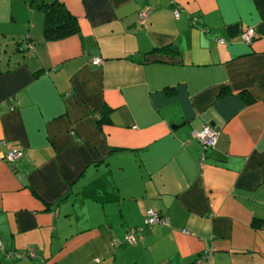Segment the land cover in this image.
I'll return each mask as SVG.
<instances>
[{
  "label": "crops",
  "instance_id": "crops-1",
  "mask_svg": "<svg viewBox=\"0 0 264 264\" xmlns=\"http://www.w3.org/2000/svg\"><path fill=\"white\" fill-rule=\"evenodd\" d=\"M60 1L0 0V264H264V0Z\"/></svg>",
  "mask_w": 264,
  "mask_h": 264
},
{
  "label": "built area",
  "instance_id": "built-area-1",
  "mask_svg": "<svg viewBox=\"0 0 264 264\" xmlns=\"http://www.w3.org/2000/svg\"><path fill=\"white\" fill-rule=\"evenodd\" d=\"M179 15L178 8L174 9V16L177 17ZM146 17V10H143L140 13V22H143ZM254 35V29L253 27L249 26L246 27L242 33L241 37L245 39L246 41H251L252 37ZM220 41H223V38H219ZM28 47L32 48V43L28 42ZM102 59L100 57H94L92 59L93 63H100ZM193 134L198 138V140L202 143L203 147L207 146H213L217 140L218 136V130L211 126L208 123L203 124L199 129L194 130ZM24 153L23 149L21 148H13L9 149L6 153H4V159L8 161H13L20 156H22ZM143 225L139 226H131L127 229V231L124 234V240H126L129 243H134L138 240H141L143 238V230L146 226H151L155 223H168V218L166 215L161 214L158 210L148 207L143 215ZM120 242L118 238L113 239V243L116 245ZM28 253L30 255L34 254V250L30 249L28 250ZM25 254V251L21 252V255Z\"/></svg>",
  "mask_w": 264,
  "mask_h": 264
},
{
  "label": "trees",
  "instance_id": "trees-1",
  "mask_svg": "<svg viewBox=\"0 0 264 264\" xmlns=\"http://www.w3.org/2000/svg\"><path fill=\"white\" fill-rule=\"evenodd\" d=\"M31 5L35 8L42 10L44 14L43 34H42V37L44 40L62 38L72 33H76L79 30V24H78L77 17L69 11V9L66 7V5L62 1L60 0H52V1L31 0ZM163 48L164 47H162L161 49ZM136 226H139V225H136ZM145 228L146 227H144V229ZM123 241L127 242L126 240H124V238H123ZM26 253H28V251H25V254ZM25 254L21 256H24Z\"/></svg>",
  "mask_w": 264,
  "mask_h": 264
},
{
  "label": "water",
  "instance_id": "water-1",
  "mask_svg": "<svg viewBox=\"0 0 264 264\" xmlns=\"http://www.w3.org/2000/svg\"><path fill=\"white\" fill-rule=\"evenodd\" d=\"M210 123H213V122H210ZM211 125H212V124H211ZM11 165H13L12 162H11ZM17 175H18V177L20 178V180H21L23 183H25L24 177H23L20 173H18Z\"/></svg>",
  "mask_w": 264,
  "mask_h": 264
}]
</instances>
